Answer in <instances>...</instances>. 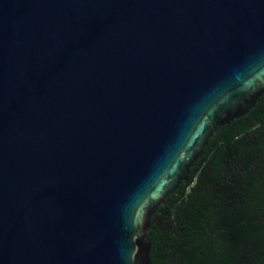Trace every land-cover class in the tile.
Masks as SVG:
<instances>
[{
  "label": "water",
  "instance_id": "95a60500",
  "mask_svg": "<svg viewBox=\"0 0 264 264\" xmlns=\"http://www.w3.org/2000/svg\"><path fill=\"white\" fill-rule=\"evenodd\" d=\"M264 94V0H0V264H152L151 218Z\"/></svg>",
  "mask_w": 264,
  "mask_h": 264
},
{
  "label": "trees",
  "instance_id": "16d2710c",
  "mask_svg": "<svg viewBox=\"0 0 264 264\" xmlns=\"http://www.w3.org/2000/svg\"><path fill=\"white\" fill-rule=\"evenodd\" d=\"M204 152L151 218L152 264H264V94Z\"/></svg>",
  "mask_w": 264,
  "mask_h": 264
}]
</instances>
